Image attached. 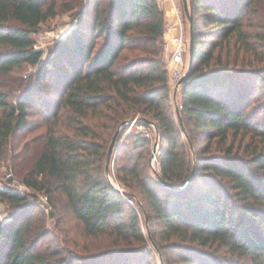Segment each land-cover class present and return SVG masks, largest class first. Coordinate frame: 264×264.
Instances as JSON below:
<instances>
[{"label": "trees", "instance_id": "trees-1", "mask_svg": "<svg viewBox=\"0 0 264 264\" xmlns=\"http://www.w3.org/2000/svg\"><path fill=\"white\" fill-rule=\"evenodd\" d=\"M88 1L78 12V27L59 43L57 57L41 64L44 52L35 47L32 34L57 15L55 0H0V154L14 133L30 126L32 95L41 91L52 68L58 72L56 111L44 149L24 177L28 187L50 200L57 192L64 195L86 237H115L144 248L148 239L130 198L146 219L154 216L162 224L150 238L166 264L175 257L183 264H234L235 256L264 264V129L250 111L254 80L264 79V65L235 69L215 51L232 38L250 48L244 16L252 0L243 5L230 0L189 2L193 62L177 95L190 139L194 141L196 132L204 136L198 148L171 103L163 55L166 15L159 0ZM66 55L72 57L57 65ZM25 64L38 66L37 80L21 99L12 101L3 76ZM62 110L72 132L58 129ZM137 114L136 126L151 124L144 118L156 123L163 141L159 173L179 188L166 186L155 170L151 172L147 157L152 139L137 129L120 144L125 160L116 168V177L135 190L123 193L110 180L112 139L121 124ZM214 147L219 153L212 152ZM194 170L190 185L181 188ZM28 199L25 192L0 186V200L22 212L29 211ZM16 223L0 226V264H52L36 244L45 237V228H35L30 214ZM103 251H90L83 263H135L125 250L111 258ZM147 254L144 263L152 264L153 255Z\"/></svg>", "mask_w": 264, "mask_h": 264}, {"label": "rangeland", "instance_id": "rangeland-1", "mask_svg": "<svg viewBox=\"0 0 264 264\" xmlns=\"http://www.w3.org/2000/svg\"><path fill=\"white\" fill-rule=\"evenodd\" d=\"M51 1V0H48ZM57 15L49 18L47 21L40 25L37 32L32 34L35 47L43 50L42 57L43 64L46 59H55L57 57V48L59 43L63 40L70 38L74 30L80 24L78 12L88 6V0H55ZM161 7L165 4H172L175 12V26L171 27L166 25V32L164 37V58L167 62L169 69L170 83L172 90V106L177 108L179 105L180 94L174 98V92L179 81V77L185 74L189 67V43H190V26L185 12L183 0H159ZM190 2V0H188ZM231 4L243 5L246 0H230ZM94 7H90L92 13ZM88 17H84V21ZM89 19V18H88ZM11 25L18 26L17 22ZM206 30V29H203ZM244 30L249 37L250 48L240 46L236 42V38H232L230 43L223 44L221 47L216 48V53L220 54L223 62L229 63L235 69H257L264 65V0H252L251 5L246 9L244 16ZM183 36L184 48L181 53L182 61L175 58L176 54V37ZM205 39H212V37L205 35ZM72 57L67 55L60 60L57 65H64L67 58ZM38 66L23 65L15 68L9 74L3 76V85L6 90H10L11 100L17 101L27 93V87L34 84L37 80L36 73ZM49 73L46 79L41 83L42 89L36 94L32 95V104L30 105V126L23 131L16 132L12 135L7 145L4 147L3 152L0 154V186L6 184L9 180L8 176L14 185L21 188L27 196L29 206L23 211L18 206H12L8 202L0 200V226L7 224H14L25 221L29 218V214L33 215L34 227H43L46 230L44 238L36 240L37 248L45 251L49 262L52 264L62 263L64 260L66 264H84L83 259L90 254V251L103 252L109 251L110 255L106 257L111 258L121 252H126L130 255L136 264H145L143 258L152 253L150 262L152 264H161L162 261L166 264L163 254L159 246L152 242L150 234L155 229L158 231L161 228V223L153 217L146 219L145 212L138 208V203L127 198L130 205H132L140 215L141 226L147 236L148 244L146 247H141L137 243H129V241H118L115 237L107 238H91L86 237L82 224L74 217L72 211L66 205L65 196L61 193H55L52 200L46 197L43 192L35 191L24 183V177L28 171L33 167L40 152L45 146V132L50 124H53V114L56 111V102L58 96L56 95V88L58 87V80L56 79L58 72L48 68ZM253 80L255 78H252ZM250 79L248 81L251 85L255 81L257 89L251 97L250 111L256 117V121L260 128L264 129V79ZM253 82V83H251ZM180 87V86H179ZM248 88V87H246ZM180 89H177V93ZM50 105V106H49ZM48 106L47 109L46 107ZM45 108L48 110L46 111ZM177 110V109H176ZM3 114V109L0 108V117ZM66 112L61 111V119L58 123V129L64 133L72 132L73 129L69 127ZM139 117L137 116L134 118ZM135 122V121H134ZM133 123L125 124L120 131V137L115 144L111 162H110V176L112 177L116 186L126 189L128 188L125 183L116 177L117 162H123L125 153L120 149V144L123 143L128 133L134 130H143L146 135H149L151 141V152L147 157L149 167L153 170L159 171V155L160 147L163 141L157 137L156 126L150 124L148 127L136 126ZM122 125V124H121ZM194 141L198 148L203 144L204 136L200 132L194 135ZM249 141L245 139L243 144ZM158 142L156 152L154 146ZM240 140L236 142L239 145ZM212 152L219 153L215 147ZM139 200V198H137ZM143 209L147 210L146 205L142 204ZM32 209V210H31ZM25 210V208L23 209ZM22 212V213H21ZM18 216V219H15ZM20 218V219H19ZM128 218V214L125 215ZM17 220V221H16ZM16 221V222H14ZM17 224V223H16ZM264 233V225L262 226ZM146 253V254H145ZM108 254V253H107ZM175 257V256H173ZM234 264H251V258H242L235 256L231 258ZM172 264L180 263L178 258H172ZM134 263V264H135ZM105 264H111V261H106Z\"/></svg>", "mask_w": 264, "mask_h": 264}, {"label": "water", "instance_id": "water-1", "mask_svg": "<svg viewBox=\"0 0 264 264\" xmlns=\"http://www.w3.org/2000/svg\"><path fill=\"white\" fill-rule=\"evenodd\" d=\"M184 7H185V12H186V15L188 16V18L191 20V14H190V10H189V2L188 0H184ZM192 62H193V36H192V30H191V33H190V43H189V67H188V70L185 74H183L181 76V78L179 79V81L177 82V86H176V89H175V92H174V98L176 99L177 98V89L179 88V86L183 83V81L185 80L187 74H188V71L190 70L191 66H192ZM177 113H178V118H179V121H180V124L182 126V129L186 132L187 136L189 137V140L191 142V139H190V136L189 134L187 133L186 131V128H185V125H184V122H183V118L181 116V113H180V109L179 107L177 106ZM145 121H147L148 123H151V124H154V126H156V132H157V137H159V129L156 125L155 122L151 121L150 119L148 118H144ZM135 120L132 119L130 121H126L124 122L119 128L118 130L116 131L113 139H112V142H111V145H110V148H109V154H108V160H107V171L108 173H110V162H111V157H112V152H113V149H114V146H115V143H116V140H117V137L121 131V128L127 124V123H133ZM157 147H158V142H156L155 146H154V152H156L157 150ZM156 171V175L158 176L159 180L162 181V183H164L166 186L168 187H172V188H179L175 185H172L171 183H169L166 179L163 178V176L159 173V171ZM195 173V170L193 171V174L192 176L188 179L187 183L185 186L181 187V188H185V187H188L191 183V180H192V177ZM109 177H110V180L112 181V183L115 185L112 177L110 176L109 174ZM116 186V185H115ZM117 189H119L121 192L123 193H127V190L123 189V188H120L118 186H116ZM161 264H164V262L162 261Z\"/></svg>", "mask_w": 264, "mask_h": 264}, {"label": "built area", "instance_id": "built-area-1", "mask_svg": "<svg viewBox=\"0 0 264 264\" xmlns=\"http://www.w3.org/2000/svg\"><path fill=\"white\" fill-rule=\"evenodd\" d=\"M176 43L177 44H176V51H175L176 54H175V58L178 61H182V55H181V53H182L183 48H184V40H183V36L182 35L176 37ZM180 78H181V76L179 77V79ZM141 127L143 128V126H141ZM8 178H9L8 179L9 181L6 184H4V185L11 186V187L15 188L18 191L24 192L23 190H21V188H19L16 185H14V182H12V180L10 179V176H8Z\"/></svg>", "mask_w": 264, "mask_h": 264}, {"label": "crops", "instance_id": "crops-1", "mask_svg": "<svg viewBox=\"0 0 264 264\" xmlns=\"http://www.w3.org/2000/svg\"><path fill=\"white\" fill-rule=\"evenodd\" d=\"M183 4H184V0H183ZM174 8L172 4L170 3L165 4V6L163 7V9L165 10V15H166V25L171 27V30L174 28L175 20H176V17H175L176 14L174 12Z\"/></svg>", "mask_w": 264, "mask_h": 264}]
</instances>
